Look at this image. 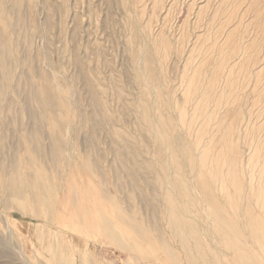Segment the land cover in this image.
Listing matches in <instances>:
<instances>
[{"label": "rangeland", "instance_id": "obj_1", "mask_svg": "<svg viewBox=\"0 0 264 264\" xmlns=\"http://www.w3.org/2000/svg\"><path fill=\"white\" fill-rule=\"evenodd\" d=\"M0 2V37L10 42L0 64V126L9 127L1 157L23 153L22 132L39 111L29 92L47 84L57 104L39 125L35 167L64 185L60 194L76 184L81 200L102 202L97 213L123 215L125 248L66 230L57 236L70 252L135 264L127 256L163 241L183 264H236L215 233L211 195L264 264V0ZM53 120L61 159L51 155ZM170 204L199 248L169 228ZM9 209L0 206V264L52 263L37 234L55 226ZM127 244L140 246L130 253Z\"/></svg>", "mask_w": 264, "mask_h": 264}, {"label": "bare ground", "instance_id": "obj_2", "mask_svg": "<svg viewBox=\"0 0 264 264\" xmlns=\"http://www.w3.org/2000/svg\"><path fill=\"white\" fill-rule=\"evenodd\" d=\"M0 9H2L1 2H0ZM12 24L13 23L11 22L10 25ZM9 43L10 42L8 40V37L4 35L3 37H0V64H2L3 62L1 60V57H3L4 54L10 53V50H7V45ZM1 72L5 74L4 79H7L8 74L10 75V70L6 68ZM4 85H5L4 82L0 79V88L3 89ZM28 99L29 102L33 101L38 105L39 111L35 114V116H33L32 120L28 119L29 122L27 124V127L25 131L22 132L21 137L24 138L22 143L23 153L21 155L20 154L18 155L16 154L18 152V151L16 152L18 147L13 149L15 150L13 152L16 153L13 154V158H11V160L8 161L7 160L4 161L3 154H2L3 158L1 157V153L4 148L1 135L6 133V131L8 134L9 127L6 126L5 123H3L4 128H3V124L0 126V158H1L0 159V206L1 208L3 209L13 208V210L19 212L20 215L22 216L30 215L33 218L41 220L44 223L55 226V227H50L51 230L48 231L57 230L56 234L52 233L51 235H48V231H44L42 229H38L42 232V234L40 235L41 232H38L37 234L39 235L38 239H39L40 248L43 250H48L52 256L56 255V258H52L53 261L52 263L49 264H112L111 262L109 263L108 261H104L101 256L97 257L91 255V257H85L84 254L86 253V249L83 251H80L78 249L77 251L70 252L64 246V244L59 240L57 234H61L63 236L66 235L64 234L65 233L64 231L71 230L72 232H77L83 235L87 239V241H90V239H97V236L102 235L104 238L117 240L125 248L126 236L124 229L125 228L124 221H122L123 215L117 214V216L120 217L122 220L119 219V221H116V217H115L116 215L112 217V213L103 214L102 212V215L101 213L100 214L97 213V211L95 210L99 209L100 208L99 206H104L102 202L99 201L97 203L91 199L92 197L90 198L92 200L91 202L88 201L87 199L81 200V198L83 197V192L81 191L80 187L76 184L74 186L71 185L70 189L67 188L68 190H66L64 194H60L61 191L64 190V185L63 186L59 185L58 187H56V185H54V183L52 182L50 176L48 174H45L44 170L46 169L41 167V165H39L40 163H38L37 168L35 167L36 165L34 164L35 162L33 161L34 160L37 161L36 159L38 158L39 160H41L40 157L37 156L41 155V152H43L40 141V135H39V129H40L39 125H41L40 123L48 120L46 118L47 113L45 109L47 110L48 107L56 106L57 93L53 87H49V85L46 84L43 85L42 87L39 86L38 88L32 87V89L29 92ZM28 118H30V116H28ZM49 123H50L49 126H50V136H51L49 138L51 139V144H52L51 151H53L52 154L51 153L50 154L52 155L53 159L54 158L61 159L60 153L62 152V148L64 147V141L63 139H61L60 133L59 134L56 133L58 130L55 128V125L58 126V121L54 122L53 120L50 121ZM59 125H61L60 122ZM55 163H59V162H55ZM88 166L89 165H87V167ZM55 172H56V168H55ZM220 176L221 174L218 175L216 173L215 176H212V178L218 179ZM202 179L200 176L198 178V182L200 183ZM56 181L60 182L61 180L58 181L56 179ZM82 186L85 188L87 187V185H83V184ZM74 188H78V189L75 190ZM181 195L184 196L185 194L182 192ZM209 195L210 193L208 192L206 194V197ZM222 196L223 198L226 197L224 192H222ZM211 199H212L211 195L210 197H208V199H206L209 202H211L213 205V207L209 208L208 210L213 215L214 220L216 222V227L214 228V230L219 237L221 246H223L228 251L230 250L233 253L232 258L233 260H235L236 264H261L260 263L261 257L257 254L252 255L239 242L238 232L233 227V223H232L233 217L226 213L223 206L222 207L218 206L215 202L211 201ZM10 209L8 211H10ZM170 211L171 214L169 216V228L171 230H174L173 233L177 238L178 237L180 238V242L181 243L183 242V238L181 237V231L184 234L194 238L196 235H194L191 229H189L187 232L184 231V229L188 228V225L190 224L187 223V221H185L183 218H180L177 212L174 211L173 204H170ZM246 212L249 213V210H247ZM62 214H64L66 218H63ZM62 223H64L65 225ZM116 227H118L119 229L116 230ZM62 231L63 233H61ZM252 233L254 234V232ZM43 236L51 238L52 241L48 243L45 240H42ZM194 240H195V246L199 248V246L201 245L200 238H196V239L194 238ZM159 245H160L159 250L153 247L150 249L151 251L148 254H146L143 248H141L136 252L138 257L132 255V256H127V258L136 262L135 264H183L181 261L178 260V257L175 255L174 251L169 249V246L167 245L166 242L160 241ZM139 246H140L139 244H132V245L127 244L126 249H128L130 253H133L132 250H136ZM192 257L193 256L190 257V260L186 261V264H194L195 260ZM200 259L202 260L203 258L201 257ZM123 261L124 260L121 259L122 264H127L126 262L124 263Z\"/></svg>", "mask_w": 264, "mask_h": 264}]
</instances>
